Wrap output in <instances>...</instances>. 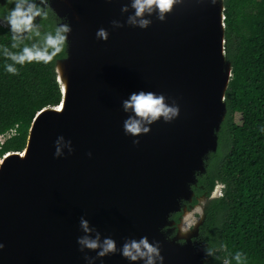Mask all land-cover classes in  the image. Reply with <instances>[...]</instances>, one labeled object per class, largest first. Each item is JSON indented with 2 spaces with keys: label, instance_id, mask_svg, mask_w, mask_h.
Returning a JSON list of instances; mask_svg holds the SVG:
<instances>
[{
  "label": "water",
  "instance_id": "obj_1",
  "mask_svg": "<svg viewBox=\"0 0 264 264\" xmlns=\"http://www.w3.org/2000/svg\"><path fill=\"white\" fill-rule=\"evenodd\" d=\"M48 4L58 25L70 27L55 64L61 100L35 114L21 151L1 157L0 264H143L120 254L125 239L142 235L158 243L155 264H205V244L191 238L197 229L183 243L163 229L191 201L217 150L232 72L223 0H175L163 14L153 7L136 18L146 27L128 22L131 0ZM141 88L162 94L177 114L126 134L121 101ZM97 232L116 240L114 253L81 250L77 237Z\"/></svg>",
  "mask_w": 264,
  "mask_h": 264
},
{
  "label": "trees",
  "instance_id": "obj_2",
  "mask_svg": "<svg viewBox=\"0 0 264 264\" xmlns=\"http://www.w3.org/2000/svg\"><path fill=\"white\" fill-rule=\"evenodd\" d=\"M223 6L224 53L232 69L224 96L226 114L217 150L209 154L206 171L192 189L196 196H208L220 185L218 196L206 205L201 226L205 264H264V0H223ZM46 12L35 21L36 29L17 34V41L8 24L0 23V133L15 129L0 156L21 151L35 114L61 100L55 64L66 55V47L47 64L19 65L3 54L4 47L18 52L25 44H42L43 35L60 21L51 10ZM5 13L0 3V18ZM6 63L18 72H6ZM237 252L243 254L239 262Z\"/></svg>",
  "mask_w": 264,
  "mask_h": 264
},
{
  "label": "clouds",
  "instance_id": "obj_3",
  "mask_svg": "<svg viewBox=\"0 0 264 264\" xmlns=\"http://www.w3.org/2000/svg\"><path fill=\"white\" fill-rule=\"evenodd\" d=\"M13 6L8 8L4 14V19L7 21L10 32L13 34V41L21 39L17 34H27L36 29L34 20L36 17H46L48 13L42 6H37L34 0H9ZM175 0H131V7L135 10L132 16H129L128 22L140 27H146L149 23L147 19H140L145 11H150L155 7L161 14L169 11ZM122 10H126L122 9ZM163 19V15L160 17ZM114 24H119L118 21H113ZM70 27L67 24H59L55 26L54 31H48L43 35L42 44L32 43L25 44L18 52H11L4 47L3 54L9 57L16 64L24 65L33 61L43 62L47 64L53 60L57 54L61 53L67 45L68 33ZM97 36L101 39L107 40L108 33L105 29L97 30ZM36 36H40V32L35 31ZM13 48L17 47L16 43L12 44ZM4 70L8 73L16 74L18 69L13 64H4ZM121 105L125 112L129 113L124 120L125 133L139 134L141 132L147 133L150 131L149 125L163 116L166 120L177 114V109L165 104L164 96L157 94L151 90L143 88L130 92L122 99ZM62 139V137H61ZM59 150L54 155H58ZM91 155V153H88ZM194 213L203 216V209L197 205L192 211H188L182 217L180 231L187 233L198 222V217ZM80 226L85 233H91L93 229L89 227V221L81 218ZM77 243L83 248L97 250V255L105 256L109 253H114L117 248L116 240L111 236H104L101 240L100 233L97 232L95 237L84 235L77 237ZM4 245L0 242V248ZM120 254L128 261H143V264H155V260L163 258L159 254L158 243L150 241L147 235H142L137 238L125 239L121 245ZM242 253L237 252L235 259L239 262L242 259ZM227 264V261L224 262Z\"/></svg>",
  "mask_w": 264,
  "mask_h": 264
},
{
  "label": "flooded vegetation",
  "instance_id": "obj_4",
  "mask_svg": "<svg viewBox=\"0 0 264 264\" xmlns=\"http://www.w3.org/2000/svg\"><path fill=\"white\" fill-rule=\"evenodd\" d=\"M14 2V0H13ZM35 4L38 6H42L44 8V10L46 11V9H50L49 5L46 4L43 0H34ZM1 5H3V8L7 11L8 8L13 6L12 2H9L8 0H0ZM54 14V13H53ZM40 17H36L34 20V24H36L35 21L39 20ZM0 21L3 24L7 25V21L3 18H0ZM39 26V24H37ZM209 196V195H208ZM199 196L193 195L191 201L189 202H185L184 205L182 206L181 210L173 213L170 218L174 221L173 224L169 227H165L163 230L164 231H168L167 236L168 237H174L177 236V240L180 243L184 242V239H186L187 237H189L192 232L197 229V235L195 237H191L193 240H200L201 243H204V248H206V242L204 241V238L201 234V226L203 224L204 218H205V210L203 213V218H201L202 216H199V214L194 213L195 216L198 217V222L196 223V225H194V227L187 233L181 232L180 231V225L182 223V217L188 212V211H192L196 206H197V198ZM206 207V206H205Z\"/></svg>",
  "mask_w": 264,
  "mask_h": 264
},
{
  "label": "built area",
  "instance_id": "obj_5",
  "mask_svg": "<svg viewBox=\"0 0 264 264\" xmlns=\"http://www.w3.org/2000/svg\"><path fill=\"white\" fill-rule=\"evenodd\" d=\"M15 134V129H9L3 133H0V148L1 146L3 145V143L9 139L10 137H12L13 135ZM1 157L0 156V160H1Z\"/></svg>",
  "mask_w": 264,
  "mask_h": 264
},
{
  "label": "rangeland",
  "instance_id": "obj_6",
  "mask_svg": "<svg viewBox=\"0 0 264 264\" xmlns=\"http://www.w3.org/2000/svg\"><path fill=\"white\" fill-rule=\"evenodd\" d=\"M46 4H48V0H43ZM49 5V4H48ZM0 23L1 24H3L1 21H0ZM218 192L220 193V185H218V187H217V195L216 196H218ZM208 201H209V199H207V200H205L204 201V203H201L200 204V207L203 209V213H204V210H205V206L207 205V203H208ZM201 218H203V216L201 217ZM168 232H169V230H168Z\"/></svg>",
  "mask_w": 264,
  "mask_h": 264
}]
</instances>
